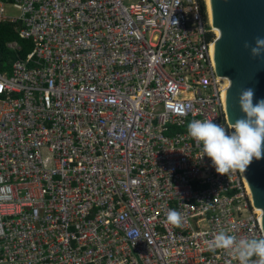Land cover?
I'll list each match as a JSON object with an SVG mask.
<instances>
[{"label": "built area", "instance_id": "obj_1", "mask_svg": "<svg viewBox=\"0 0 264 264\" xmlns=\"http://www.w3.org/2000/svg\"><path fill=\"white\" fill-rule=\"evenodd\" d=\"M1 23L31 48L0 70V264H238L213 235L264 236L187 134L233 125L200 0H0Z\"/></svg>", "mask_w": 264, "mask_h": 264}, {"label": "water", "instance_id": "obj_2", "mask_svg": "<svg viewBox=\"0 0 264 264\" xmlns=\"http://www.w3.org/2000/svg\"><path fill=\"white\" fill-rule=\"evenodd\" d=\"M212 27L219 31L212 45L215 69L229 79L224 91L228 118L232 124L243 116L239 107L241 89H254V103L264 99V56L253 58L245 42L255 46L264 38V0H200ZM254 203L262 209L264 233V158L253 160L244 172Z\"/></svg>", "mask_w": 264, "mask_h": 264}, {"label": "clouds", "instance_id": "obj_3", "mask_svg": "<svg viewBox=\"0 0 264 264\" xmlns=\"http://www.w3.org/2000/svg\"><path fill=\"white\" fill-rule=\"evenodd\" d=\"M244 47L250 49L254 59L264 56V38L257 37L255 46L245 42ZM254 94L253 88L241 89L239 107L243 116L235 121L231 132L207 119L193 120L187 126V134L202 146L204 156L211 159L220 175L243 173L254 159L264 158V99L254 103ZM166 223L181 226V213L170 209ZM207 244L211 251H226L238 264H264V236L238 238L220 231Z\"/></svg>", "mask_w": 264, "mask_h": 264}, {"label": "trees", "instance_id": "obj_4", "mask_svg": "<svg viewBox=\"0 0 264 264\" xmlns=\"http://www.w3.org/2000/svg\"><path fill=\"white\" fill-rule=\"evenodd\" d=\"M201 14L205 17V12L200 4ZM10 41H17L20 45L19 52H15L8 48ZM31 48L28 40L22 39L18 36L15 26L9 23L0 24V70L9 69L11 63L18 57H24Z\"/></svg>", "mask_w": 264, "mask_h": 264}, {"label": "rangeland", "instance_id": "obj_5", "mask_svg": "<svg viewBox=\"0 0 264 264\" xmlns=\"http://www.w3.org/2000/svg\"><path fill=\"white\" fill-rule=\"evenodd\" d=\"M7 12H8L9 14H12V15H16V14H18V10L15 9V8H13L11 5H8V6H7ZM203 20H204V22H205L207 25L209 24V22H208V18H207V16H206V14H205V17L203 18Z\"/></svg>", "mask_w": 264, "mask_h": 264}, {"label": "bare ground", "instance_id": "obj_6", "mask_svg": "<svg viewBox=\"0 0 264 264\" xmlns=\"http://www.w3.org/2000/svg\"><path fill=\"white\" fill-rule=\"evenodd\" d=\"M208 22H209V21H208ZM209 24H210V23H209ZM213 28H214V27H213ZM214 30H215V33H216V34H219V31H218V30H216L215 28H214ZM224 78H225L226 83L229 84V83H230V82H229V79H228L227 77H224Z\"/></svg>", "mask_w": 264, "mask_h": 264}]
</instances>
